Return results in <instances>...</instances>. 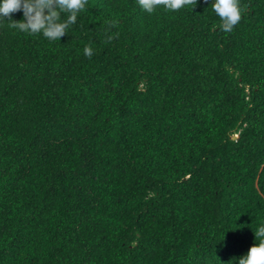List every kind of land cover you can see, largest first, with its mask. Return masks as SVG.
<instances>
[{"label":"trees","instance_id":"obj_1","mask_svg":"<svg viewBox=\"0 0 264 264\" xmlns=\"http://www.w3.org/2000/svg\"><path fill=\"white\" fill-rule=\"evenodd\" d=\"M239 5L0 20V264H236L264 222V0Z\"/></svg>","mask_w":264,"mask_h":264},{"label":"clouds","instance_id":"obj_2","mask_svg":"<svg viewBox=\"0 0 264 264\" xmlns=\"http://www.w3.org/2000/svg\"><path fill=\"white\" fill-rule=\"evenodd\" d=\"M138 7L152 13L158 7L162 10H177L190 0H136ZM211 8L220 18L218 27L230 31L241 18L239 0H210ZM86 8V0H0V20L11 18L10 26L27 34H40L49 41L60 40L68 33L78 14ZM21 13L20 19H13L14 13ZM114 25L116 21H107ZM92 48L85 44L83 55L91 56ZM254 242L247 251L236 259V264H264V222L253 229Z\"/></svg>","mask_w":264,"mask_h":264}]
</instances>
